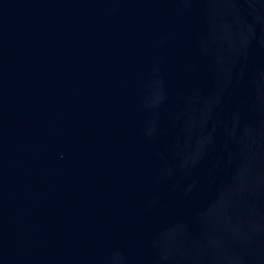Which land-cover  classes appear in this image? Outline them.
I'll return each mask as SVG.
<instances>
[{"label": "water", "instance_id": "1", "mask_svg": "<svg viewBox=\"0 0 264 264\" xmlns=\"http://www.w3.org/2000/svg\"><path fill=\"white\" fill-rule=\"evenodd\" d=\"M0 264H264V0H0Z\"/></svg>", "mask_w": 264, "mask_h": 264}]
</instances>
